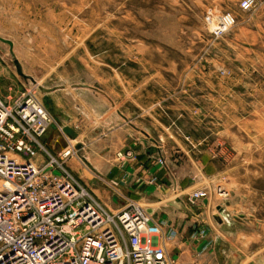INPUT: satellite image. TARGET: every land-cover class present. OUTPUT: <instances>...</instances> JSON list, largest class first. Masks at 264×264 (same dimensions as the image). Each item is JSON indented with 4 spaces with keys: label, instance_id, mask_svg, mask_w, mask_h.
<instances>
[{
    "label": "rangeland",
    "instance_id": "obj_1",
    "mask_svg": "<svg viewBox=\"0 0 264 264\" xmlns=\"http://www.w3.org/2000/svg\"><path fill=\"white\" fill-rule=\"evenodd\" d=\"M242 1L0 0V38L13 44L0 42V97L12 106L32 91L42 103L56 98L62 111L79 113L82 101L95 112L109 108L120 124L130 121L139 147L164 153L169 198L209 219L189 235L217 246L203 264H264V0L246 13ZM225 13L234 14L235 26L217 36L207 18ZM56 124L49 131L63 132ZM90 124L72 127L81 132ZM120 134L124 151L128 134ZM83 139L92 146L82 154L101 159L102 143ZM71 141L77 152L79 140ZM166 169L195 192H173ZM199 191L207 198L190 203Z\"/></svg>",
    "mask_w": 264,
    "mask_h": 264
},
{
    "label": "built area",
    "instance_id": "obj_2",
    "mask_svg": "<svg viewBox=\"0 0 264 264\" xmlns=\"http://www.w3.org/2000/svg\"><path fill=\"white\" fill-rule=\"evenodd\" d=\"M254 6L243 0L240 10ZM207 21H216L222 36L236 17ZM56 123L32 91L12 106L0 97V264H177L167 246L173 237L148 210L129 202L111 212L67 168L72 148L58 155L48 150L43 139ZM207 196L199 191L189 202Z\"/></svg>",
    "mask_w": 264,
    "mask_h": 264
},
{
    "label": "crops",
    "instance_id": "obj_3",
    "mask_svg": "<svg viewBox=\"0 0 264 264\" xmlns=\"http://www.w3.org/2000/svg\"><path fill=\"white\" fill-rule=\"evenodd\" d=\"M3 55L4 50L0 47V56ZM48 96L47 98H50L53 102L50 109L53 110L57 121L62 122L64 124L63 127H69L74 130L79 140L77 148H80V150H76L77 152L74 150L76 155L67 162V168L79 182H83V186H86L102 205L111 212L117 213L125 207L129 200L146 203L147 210L152 214L154 223L165 235L173 237L167 243V246L171 256L177 259L178 264H203L208 256L207 253L212 251L215 253L217 246L210 247L209 241L196 237L198 236L197 233L195 237H189L192 230L206 229L207 225H210L209 219L202 218L205 217V214H193V211L188 208L187 201L174 198L177 199L174 202V199L169 198L170 183L169 179L165 178L164 165L160 162L161 158L164 160V153L162 152L161 154L158 147H153L151 144L145 145L144 142L139 144V147L136 143L135 134H131L130 131V129L134 130L132 128L133 124L127 121L126 118H124L125 123L120 124L117 122L114 113L105 106L103 108L99 106L102 111L97 107L95 112L94 108L96 107L89 106L87 102L79 101L81 112L78 113L72 109L68 111V108L62 111L59 101L52 96ZM86 119L91 121L90 125H92L87 131L82 130L79 132L72 127V124H78L79 121H85ZM127 127L130 129L127 130ZM96 129H102V134L97 135L98 130ZM58 132L60 131H49L43 139L48 150L54 155L72 148L70 138L63 132ZM122 132L128 134V139L125 143L128 149L124 151L120 149L121 147L118 143L120 139L118 135L120 137ZM91 135L95 136L91 137ZM81 137L84 138L83 140L88 138L102 143L101 159L94 162L92 158L82 154L92 144L86 145L82 143L80 141ZM80 157L84 162L80 160ZM87 158H89V162L86 160ZM85 162L92 171L94 180L86 179V173L89 174V172L84 166ZM165 174L172 180L167 169ZM105 182L109 183V185ZM172 182H174L173 192L181 191L183 194L188 193L189 196L195 192L188 184L189 180L179 181V179L175 178ZM184 218L188 219V221H185L187 224H184ZM173 230H176V236L172 234ZM203 237H206V235ZM213 240L216 242V238Z\"/></svg>",
    "mask_w": 264,
    "mask_h": 264
},
{
    "label": "water",
    "instance_id": "obj_4",
    "mask_svg": "<svg viewBox=\"0 0 264 264\" xmlns=\"http://www.w3.org/2000/svg\"><path fill=\"white\" fill-rule=\"evenodd\" d=\"M0 42H4V43L8 44L10 47H13V44H12V42H10V41L3 40V39L0 38ZM18 72H19V74H21L20 69H18ZM45 102H46L45 104H47V105H50V106L53 105V102L51 101L50 98H46V99H45ZM63 132H64L67 136H69L70 138H72V139H76V138H77V134H76V132H75L74 130H72L71 128H69V127H64V128H63ZM78 149H80V148H78ZM218 211L221 212V214L223 215L224 219H225L228 223L231 222V221L227 218V216L225 215V211H224L221 207L218 208ZM215 219H216V221L219 222L220 224L223 223V220H222L220 217L217 216V217H215ZM217 242H218V241H217Z\"/></svg>",
    "mask_w": 264,
    "mask_h": 264
},
{
    "label": "bare ground",
    "instance_id": "obj_5",
    "mask_svg": "<svg viewBox=\"0 0 264 264\" xmlns=\"http://www.w3.org/2000/svg\"><path fill=\"white\" fill-rule=\"evenodd\" d=\"M215 28H216V21H214V24H212V30H214ZM3 40H4V39H3ZM3 43H4V42H3ZM43 102H44V100H43ZM44 103H46V102H44ZM46 106H47V104H46ZM47 108H48V107H47ZM51 112H52V111H51ZM52 113H53V112H52ZM53 115H54V113H53ZM54 117H55V116H54ZM52 128H53V126H52ZM63 128H64V127H63ZM63 128H62V130H63ZM63 133H64V132H63ZM64 134H65V133H64ZM76 134H77V133H76ZM65 135H66V134H65ZM66 136H67V135H66ZM67 137L70 138L69 136H67ZM70 139L75 141L77 138H76V139H72V138H70ZM152 142H154V140H152ZM76 150L79 151L80 149H78L77 146H76ZM160 153L162 154V150H161V149H160ZM220 196H221L222 198H223V197L225 198V197H228L229 195L227 196L226 194H224V193L222 192V194H221ZM175 200H177V199H174L173 201L175 202ZM221 208L224 210L223 207H221ZM144 209H145V208H144ZM146 210H147V209H146ZM221 216H222V218H224L222 214H221Z\"/></svg>",
    "mask_w": 264,
    "mask_h": 264
}]
</instances>
